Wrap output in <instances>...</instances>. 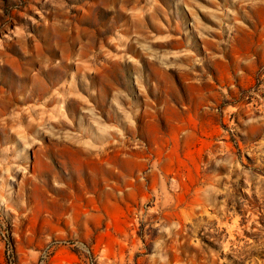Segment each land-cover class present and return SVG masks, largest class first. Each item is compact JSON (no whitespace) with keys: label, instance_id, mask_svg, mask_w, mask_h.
<instances>
[{"label":"rangeland","instance_id":"rangeland-1","mask_svg":"<svg viewBox=\"0 0 264 264\" xmlns=\"http://www.w3.org/2000/svg\"><path fill=\"white\" fill-rule=\"evenodd\" d=\"M0 264H264V0H0Z\"/></svg>","mask_w":264,"mask_h":264}]
</instances>
